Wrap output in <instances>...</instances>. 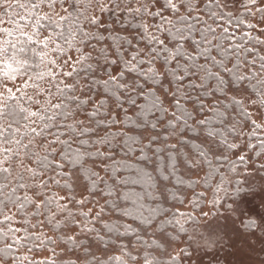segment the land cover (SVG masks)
Segmentation results:
<instances>
[{"label": "snow or ice", "instance_id": "1", "mask_svg": "<svg viewBox=\"0 0 264 264\" xmlns=\"http://www.w3.org/2000/svg\"><path fill=\"white\" fill-rule=\"evenodd\" d=\"M241 4L248 16L264 19L261 0ZM109 12L126 35L102 18ZM126 18L137 20L127 24L138 31H127ZM230 19L220 0H0V264H37L30 245L57 242L38 231L44 224L68 227L60 240L74 246L89 234L107 245L103 230L117 240L134 233L130 224L96 227L104 208L93 214L88 205L98 195L105 204L115 197L110 207L138 218L154 238L142 241L143 251L121 243L115 255L87 247L83 264H244L237 258L257 244L264 251V163L252 179L221 177L214 187L205 181L213 211L204 215L222 218L219 235H189L177 254L168 251L175 238L162 225L174 220L187 234L185 214L158 217L148 203L179 198L164 182L185 165L198 183L203 164H212L209 156L228 162L235 155L233 174L237 160L251 159L248 150L264 156V118L258 123L249 110L264 107V39L230 32ZM108 40L113 43L91 44ZM29 54L45 66L34 75ZM249 85L256 99L246 104ZM229 109L250 121L247 133L229 121ZM207 114L231 123L234 139L210 128ZM188 131L200 139L191 146L195 153L187 148ZM153 246L157 255L147 250Z\"/></svg>", "mask_w": 264, "mask_h": 264}, {"label": "trees", "instance_id": "2", "mask_svg": "<svg viewBox=\"0 0 264 264\" xmlns=\"http://www.w3.org/2000/svg\"><path fill=\"white\" fill-rule=\"evenodd\" d=\"M220 2H221V5L223 6V11L225 13L231 14V19H230L229 23L226 25V26H229L230 32H235L237 35H241L244 32H250L252 36H254V37L258 36L254 32L255 25L251 21L252 16H248L246 14L245 10H242L239 12L234 11L233 6H231V3L229 2V0H220ZM121 15H123V14H121ZM165 15H169V13H165ZM237 18L239 20L244 21V23H238ZM110 19L111 20L109 21L110 22L109 24L112 25L111 23H115L117 28L120 30V32H116L117 34H119L120 36H124L127 34L125 29L122 28L119 23L115 22L116 17L113 14L111 15ZM128 19H131L133 24L137 23L136 19L126 18L125 19V25L127 27V31H129V32L138 31V29L132 28L131 25L127 24ZM157 22L158 21H156L155 19L149 18V23H157ZM248 24H252V25H254V27L248 28L247 27ZM106 35H107V33H106ZM108 43H113V41L108 40L102 44H97L96 41H91V44L96 45L97 48L106 46ZM141 46H143V44H141ZM249 46H253V45L250 44ZM255 47L261 48V46H259V45H255ZM88 50H90V49H88ZM262 54H264V49H262ZM28 59L32 63V67H31V69H29V71L34 75L35 72L40 71V69H41L40 62L36 57L32 56L31 54H29ZM253 83H255V81H253ZM247 92L254 99H256V93L253 91L251 85L248 86ZM225 103H226V101H225ZM261 109H262V114H263V118H264V107H261ZM207 115L209 116V118L211 120V123L209 125L210 128H212L214 130H218L219 132L222 133L223 136L228 137L229 140L234 139V137L228 131V129L231 127V123H227V122L226 123H218L217 121L220 119L219 117H216L212 114H207ZM229 121L236 123L238 126L244 125L245 133H247L249 131L248 128L251 127L250 121H248L246 117L240 115L239 110L229 109ZM186 135L188 138H190L188 141L187 148L192 150L195 153L196 149H193L191 146L193 144L199 145L200 139L198 138L197 134L192 132V131H188ZM220 138L221 137L218 136L216 139H220ZM253 142H255V141L253 140ZM255 157H256V155H255ZM209 159L212 160V164H211V166H209V164L207 162H205L203 164L202 169L204 170L205 174H204V177L202 178V180L200 182L198 181V183H197V179H194L190 176V173L193 170L189 169L187 167V165H185L184 168L178 169L177 173L174 176L170 177L169 181L164 182L165 184L169 185L167 191L169 193L175 192L177 197H179V198L176 199L170 194L167 201H164L163 199H160L159 197H157L158 201L156 203L149 201L148 203L157 209L158 217L169 218V217H172L174 213H182V212H179L176 209V207L184 205V201H185V199L189 193L192 194L191 201H190V204L193 207L192 210L197 212L199 207H202V205H203V202H202L203 199L199 200V201L196 200L197 195L200 193H203V192H199L198 188L201 187L204 191H210V189H206L204 187L205 181H207V183L209 185H212L214 187L215 183L217 181H219L221 177H224L225 179L229 180L228 177L232 178V175L234 177L237 175V172H236V174H233V173L229 172V170H228L231 167V161L224 162L222 160L215 159L211 156H209ZM234 160H236V159H234ZM241 164L242 163L237 160L238 167H240ZM89 167H90V165H89ZM84 183H88L86 176L84 177ZM109 183H111V181H109ZM64 191H67V190H64ZM106 191H107V189H105V192ZM92 199L94 201H97L96 204L99 208H101V207L104 208L103 217H102L101 221L99 223H97V225H96V227L98 229H102L104 223H109V224H113L116 226H122V225L130 224L131 227L133 229H135V232L130 233V234H126L125 236H121L119 238V240H117L115 233H106V230H103L101 232V234L105 235V240L108 241L107 245H99L98 246L96 243L94 234H89L88 237H81V240H83V245L78 244V245L74 246L70 241H68L67 242L68 249H70L71 251L77 250V252H80L82 259L84 257L85 248H87V247H91L92 251L95 252L96 255L101 254L99 251H97V247L103 248L104 255H107V251L117 248L118 245L121 243L128 244V242L131 241L132 247L139 248L142 251L145 250V244L142 243V241L148 242V243L151 242V240L154 238V234H153L151 229L145 230L143 228V226L139 225L138 218L134 219L132 217L121 216L119 207H110V205L112 204L115 197H108L107 198V201H108L107 204H105V200L102 199L99 195L93 197ZM181 201H182V203H181ZM184 218H185V216L183 218H181V223L184 224V227H185V229H187V233H188L190 227L195 223L196 220L193 217L192 219H188L187 221H184ZM48 226H50L51 229L56 234L59 233L61 230H65L68 228V227H65V228L57 229V228H53L51 225H48ZM162 227H164V231H165V234L167 236L175 238L173 242H177L180 238L187 235V234L179 231V225L175 224L174 220H173L172 224H164V225H162ZM120 230L123 231V228L121 227ZM159 232H160V229L157 228L156 234H159ZM137 234L139 235L140 239H137ZM60 237H61V235L57 234L58 240H60ZM113 241H115V243H112ZM30 246L33 249L32 252H39V251L41 252V251L52 249L54 247V244L45 243L42 246L37 241V242H35L34 245H30ZM147 250L151 251L153 255H157V253L154 249V246L152 249H147ZM112 254L115 255V254H119V253L116 252V253H112ZM159 255L161 256V258H166V255L164 253H160ZM33 261L37 262V264H38L39 261H43V260H34L33 259ZM55 261H56V264H78V262L75 260L73 261V260L55 259Z\"/></svg>", "mask_w": 264, "mask_h": 264}, {"label": "rangeland", "instance_id": "3", "mask_svg": "<svg viewBox=\"0 0 264 264\" xmlns=\"http://www.w3.org/2000/svg\"><path fill=\"white\" fill-rule=\"evenodd\" d=\"M231 3V6H233L234 11L239 12L244 10L241 4V0H229ZM262 3H264V0H261ZM59 10V9H58ZM111 13H105L102 14V18L109 24L110 18H111ZM252 23L255 25L254 32L261 38L264 39V19H261L260 14H256L254 17L252 16ZM114 25V31L115 32H120V30L117 28L115 23H111ZM101 33H104V29H100ZM106 35V33H105ZM43 67L41 66V70H43ZM19 84V81H17ZM246 104H248L249 100L254 99L248 92L246 94ZM259 107V106H258ZM249 110L252 111L253 113V118L257 119V122H261V118H263L262 114V109L259 107V111H257V108L251 107L249 105ZM250 130V128H248ZM248 156H251L250 160H246V162H243L240 167H237V175L234 177L232 175L231 179H252L254 175H256V169L261 163H264V156H261L260 158H256L254 151L248 150L246 153ZM237 159L235 155H231L229 161ZM194 171V170H193ZM193 171L190 173V176L194 179H197V177L193 176ZM245 173L248 174V176H245ZM204 170L199 172V182L202 180L204 177ZM259 175L264 176V169L260 170ZM58 194H63V192H60V190H56ZM199 192L204 193V199L202 200L203 205L202 207H199L198 211L195 212L192 210V206L190 204L191 201V196L192 194L189 193L184 201L183 206H178L176 209L179 212H182L185 215L184 221L188 220V216H192L195 218V223L190 227L188 233L186 236L180 238L177 242L171 243V245L168 247V251L171 252L172 254H177L179 253L181 248L187 247L186 241L188 240V236L191 235L196 238V240L201 239L202 237H209L213 238L216 235H219V226L222 223V218L221 217H216L215 219H208L204 213H210L213 211L211 200L213 198V193L212 191H204L201 187L198 188ZM66 192V191H64ZM88 207L92 208L93 214H95L96 211H98L100 208L97 206L96 203L88 205ZM87 210V208L85 209ZM35 222V221H33ZM235 227L238 229H243V225L239 223V221L236 222ZM38 231H42L47 238L55 239L57 242L54 244V249L56 252V256H52V252L49 250L45 251H39V252H32L28 253L32 259L34 260H47L49 258H55V259H60V260H75L78 262V264H83V259L82 256L80 255V252H77V250H70L68 249L67 242H62L61 240L57 239V234L58 235H64L69 232V228L65 230H61L59 233H55L50 226L47 224L41 225L40 229ZM81 239V238H80ZM52 248V249H53ZM116 253L112 250L107 251L108 254ZM99 254V253H98ZM77 257H81L80 260L77 259ZM237 259L242 260L244 264H264V251H261L259 244L256 246V251L252 253L249 256H243V257H238ZM183 264H189L187 260L183 262Z\"/></svg>", "mask_w": 264, "mask_h": 264}, {"label": "clouds", "instance_id": "4", "mask_svg": "<svg viewBox=\"0 0 264 264\" xmlns=\"http://www.w3.org/2000/svg\"><path fill=\"white\" fill-rule=\"evenodd\" d=\"M70 3H71V0H70Z\"/></svg>", "mask_w": 264, "mask_h": 264}]
</instances>
